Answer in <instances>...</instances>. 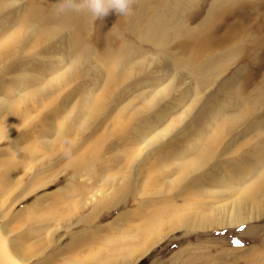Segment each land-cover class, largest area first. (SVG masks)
<instances>
[{"label": "rangeland", "instance_id": "obj_1", "mask_svg": "<svg viewBox=\"0 0 264 264\" xmlns=\"http://www.w3.org/2000/svg\"><path fill=\"white\" fill-rule=\"evenodd\" d=\"M6 1L0 264H122L158 234L130 264H264V0H134L129 16L71 12L73 29L56 0ZM155 18L164 50L145 40ZM247 186L261 211L245 201L227 225Z\"/></svg>", "mask_w": 264, "mask_h": 264}, {"label": "bare ground", "instance_id": "obj_2", "mask_svg": "<svg viewBox=\"0 0 264 264\" xmlns=\"http://www.w3.org/2000/svg\"><path fill=\"white\" fill-rule=\"evenodd\" d=\"M2 1V0H1ZM50 1H52V0H50ZM191 1V0H190ZM41 2V1H40ZM48 1L47 0H42V3H44V4H46ZM173 2V1H172ZM13 3V1L12 0H9V1H6L5 3H4V6H9V5H11ZM163 3H165V2H163ZM180 3V2H179ZM188 3V2H187ZM157 4V3H156ZM181 4V3H180ZM41 5V4H40ZM193 5V4H192ZM42 6V5H41ZM44 6V5H43ZM42 6V7H43ZM41 7V8H42ZM176 7H178V5L176 6ZM179 7H180V5H179ZM37 8H39L38 6H37ZM183 9V8H182ZM36 10V9H35ZM38 10V9H37ZM49 10V9H48ZM154 12L156 11V10H153ZM171 11H173V10H171ZM175 11L177 12L178 11V8L177 9H175ZM36 12V11H35ZM34 12V13H35ZM157 12V11H156ZM176 12H174V13H176ZM182 12V11H181ZM40 13V12H39ZM47 13V12H46ZM45 13V14H46ZM184 13V12H183ZM84 14L85 13H82L81 15H79L78 14V16H84ZM157 13H155V15H156ZM186 14V13H185ZM41 15V14H40ZM49 15V14H48ZM52 15V14H51ZM74 15H76V14H74ZM154 15V13H153V15H152V18L155 16ZM43 16V15H42ZM55 16V15H54ZM77 16V15H76ZM174 16V15H173ZM48 17V16H47ZM58 17H60V20L62 19V21L63 22H61L60 23V27L62 26H69L70 28H74L75 26H76V24H78V23H76V20H78V18H74L73 17V15L71 14V12H68V13H65V14H62V15H58ZM180 17V16H179ZM31 18V17H30ZM53 18V17H52ZM51 18V19H52ZM174 18V17H173ZM59 19V18H58ZM32 20H35V19H32ZM176 20V19H175ZM178 20V19H177ZM176 20V21H177ZM150 21H151V24H150V26L152 27V30H150V32H151V34H152V36L149 34V31H148V38H147V36H145V40L146 41H153V44L155 45V46H158V45H160L161 47H163V49L162 50H164V47L166 46V42H168V37L169 36H167V29L166 28H164L163 27V25L162 24H159V22H158V19L157 18H155L153 21H152V19H150ZM58 22V21H57ZM178 22V21H177ZM34 23V22H33ZM49 23H51V22H49ZM147 23V22H146ZM35 25V24H34ZM176 25H178L177 23H176ZM176 25H174L173 26V29H174V27L175 28H178V31L180 32V33H183V28H184V26H181L182 25V23H181V25H180V27H178V26H176ZM39 26H40V24H39ZM68 27V28H69ZM148 27H149V25H148ZM67 28V27H66ZM77 28V27H76ZM149 30V29H148ZM56 31V30H55ZM73 31V30H72ZM184 31H186V29L184 28ZM176 32V31H175ZM44 33H45V31H44ZM49 33V32H48ZM178 33V32H177ZM180 33H178L177 35H178V37H179V34ZM183 34H185V33H183ZM187 35H188V30H187ZM13 36H15V35H13ZM76 36V35H75ZM171 36H173L172 34H171ZM175 36V35H174ZM196 36V35H195ZM177 37V38H178ZM180 37H181V35H180ZM229 37V36H228ZM231 39H232V37H233V34H231ZM229 37V38H230ZM12 38V37H11ZM10 38V39H11ZM14 40H16L17 38H13ZM12 39V40H13ZM179 39V38H178ZM187 39V38H186ZM199 39V38H198ZM228 38H225V40H227ZM167 40V41H166ZM200 40V39H199ZM20 41V40H19ZM175 41V40H174ZM192 41H194V42H190L191 44H193V46H194V50H195V59H196V55H198V53H200V52H198V50L199 51H201V45H203V44H200L199 42H195V40L193 39ZM170 42V41H169ZM224 42V41H223ZM239 42V41H238ZM7 42H5V43H2L1 44V46L2 47H4V45L6 44ZM187 43V42H186ZM185 43V44H186ZM201 43H204V42H201ZM206 43V42H205ZM225 43V42H224ZM187 45V44H186ZM0 46V47H1ZM6 46H7V44H6ZM181 46V45H180ZM188 46V45H187ZM79 47V46H78ZM177 47V46H176ZM186 47V46H185ZM6 48V47H5ZM188 48V47H187ZM4 49V48H3ZM180 49V48H179ZM166 50H168V49H166ZM165 50V51H166ZM84 53H85V51H84ZM83 53V54H84ZM86 54H87V52L84 54L85 56H86ZM133 54V53H132ZM168 53L166 52V55H167ZM158 58V57H157ZM188 59V58H187ZM190 59H193V58H190ZM180 60V59H179ZM183 60V59H182ZM195 61L196 60H194L193 61V63H192V61H191V63L189 64V63H187L188 62V60H187V62L186 61H183L184 63H186V64H184V65H189V66H191V67H196V69L198 70V72H200L201 74H202V72L204 71V69H203V67H202V64H203V62H201V63H197V61H196V63H195ZM182 62V63H183ZM200 62V61H199ZM166 63L169 65V66H172L173 64H172V62L167 58L166 59ZM177 63V62H176ZM181 63V64H182ZM178 64V63H177ZM192 64H194V65H192ZM196 64V65H195ZM174 66V65H173ZM168 67V66H167ZM175 68V67H174ZM176 71V70H175ZM209 74V73H208ZM207 75V74H206ZM205 78V77H204ZM204 78H202V79H204ZM221 110V109H220ZM194 167V166H193ZM197 167V166H196ZM199 167V166H198ZM195 168V167H194ZM196 169V168H195ZM239 176V175H238ZM222 177V176H221ZM261 179H263V178H261ZM224 180H225V177H224ZM226 182H227V180H226ZM228 183V182H227ZM264 184V183H263ZM229 185H231V184H228V185H225V186H229ZM255 185V184H254ZM224 186V187H225ZM253 186V185H252ZM252 186L251 187H249V186H247V190H243V192H239L240 193V195H236V197H234V198H232L231 199V201H229V207L227 208V212H228V216H229V219H227V220H225L224 221V223H226L227 225H238V224H240V223H243L244 221H246L245 220V215H244V208H246L245 207V201H248V205L249 204H251L252 205V208L250 209L251 211V215H252V218H251V220H253L254 218H256V215H258L259 214V212L261 211L260 210V208L256 205V201L254 200V198L252 197V194H251V188H252ZM259 186V185H258ZM252 192H254V191H252ZM257 192H258V190H257ZM256 198V197H255ZM247 203V202H246ZM226 205H227V203H226ZM225 205V206H226ZM250 207V206H249ZM225 215V214H224ZM158 216V215H157ZM203 216V215H202ZM260 216V215H259ZM160 218V217H159ZM154 219H156V218H154ZM154 219H152V221H151V224H150V226H148V231H150L151 230V228H152V226H153V224H155V220ZM248 219V218H247ZM221 221V220H220ZM223 221V220H222ZM219 224H221V223H219ZM142 231V230H141ZM141 231H139V232H141ZM146 234H144L143 236H145ZM135 236H137V234L135 235ZM161 234H158V236L156 237V238H154V239H151V240H149L148 241V243H146V244H144L143 245V247L140 249V250H138V249H136V250H134V251H131V257H130V259L132 258H135V257H137L138 255H142L143 253L145 254L147 251H148V249L153 245V243L155 242V241H157V240H160L161 239ZM156 244V243H155ZM131 250H133V249H131ZM135 252V253H134ZM129 258L128 259H125L124 261H123V263L122 264H130L131 263V260H130ZM108 264H112V263H108ZM114 264H116V263H114Z\"/></svg>", "mask_w": 264, "mask_h": 264}, {"label": "clouds", "instance_id": "obj_3", "mask_svg": "<svg viewBox=\"0 0 264 264\" xmlns=\"http://www.w3.org/2000/svg\"><path fill=\"white\" fill-rule=\"evenodd\" d=\"M134 0H56L53 11L56 15L68 12L85 13L93 20L101 19L115 12L118 15L129 16L132 14ZM74 138L64 128H57L50 143L58 147L60 153L66 158H71Z\"/></svg>", "mask_w": 264, "mask_h": 264}, {"label": "snow or ice", "instance_id": "obj_4", "mask_svg": "<svg viewBox=\"0 0 264 264\" xmlns=\"http://www.w3.org/2000/svg\"><path fill=\"white\" fill-rule=\"evenodd\" d=\"M234 243H236L237 245H239L241 242L239 240L234 241Z\"/></svg>", "mask_w": 264, "mask_h": 264}]
</instances>
